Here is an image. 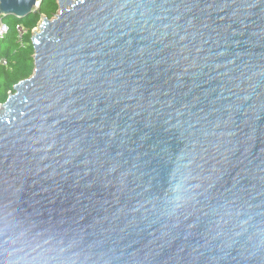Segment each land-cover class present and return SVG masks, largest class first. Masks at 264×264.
<instances>
[{
    "label": "water",
    "instance_id": "obj_1",
    "mask_svg": "<svg viewBox=\"0 0 264 264\" xmlns=\"http://www.w3.org/2000/svg\"><path fill=\"white\" fill-rule=\"evenodd\" d=\"M57 1L0 104V264H264V0Z\"/></svg>",
    "mask_w": 264,
    "mask_h": 264
},
{
    "label": "trees",
    "instance_id": "obj_2",
    "mask_svg": "<svg viewBox=\"0 0 264 264\" xmlns=\"http://www.w3.org/2000/svg\"><path fill=\"white\" fill-rule=\"evenodd\" d=\"M58 10L57 0H41L35 13L24 18L15 15L4 18L3 22L9 26V31L0 43V58L6 60V64L0 63V104L7 100L18 82L34 73L33 29L40 24L44 16L53 18ZM18 25L27 30L23 36V43L18 40Z\"/></svg>",
    "mask_w": 264,
    "mask_h": 264
},
{
    "label": "built area",
    "instance_id": "obj_3",
    "mask_svg": "<svg viewBox=\"0 0 264 264\" xmlns=\"http://www.w3.org/2000/svg\"><path fill=\"white\" fill-rule=\"evenodd\" d=\"M40 2H41V0H38V3L35 6V8L38 5H40ZM17 30H18V37H19L18 40L21 43H23V36H24V34L26 33L27 30L21 25L17 26ZM8 31H9V26L5 22H2L0 24V43L5 39V37L8 34ZM36 31H39V25L33 29V35L36 33ZM0 63L6 64V60L3 57H1L0 58Z\"/></svg>",
    "mask_w": 264,
    "mask_h": 264
},
{
    "label": "rangeland",
    "instance_id": "obj_4",
    "mask_svg": "<svg viewBox=\"0 0 264 264\" xmlns=\"http://www.w3.org/2000/svg\"><path fill=\"white\" fill-rule=\"evenodd\" d=\"M10 16H13V15H10Z\"/></svg>",
    "mask_w": 264,
    "mask_h": 264
}]
</instances>
